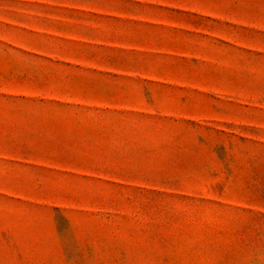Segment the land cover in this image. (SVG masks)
<instances>
[{
    "label": "rangeland",
    "instance_id": "obj_1",
    "mask_svg": "<svg viewBox=\"0 0 264 264\" xmlns=\"http://www.w3.org/2000/svg\"><path fill=\"white\" fill-rule=\"evenodd\" d=\"M0 264H264V0H0Z\"/></svg>",
    "mask_w": 264,
    "mask_h": 264
}]
</instances>
